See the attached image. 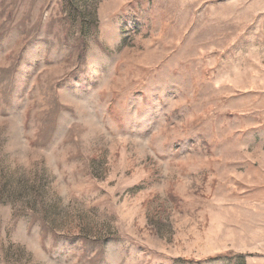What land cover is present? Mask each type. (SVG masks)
I'll return each mask as SVG.
<instances>
[{
	"label": "rangeland",
	"instance_id": "1",
	"mask_svg": "<svg viewBox=\"0 0 264 264\" xmlns=\"http://www.w3.org/2000/svg\"><path fill=\"white\" fill-rule=\"evenodd\" d=\"M0 264H264V0H0Z\"/></svg>",
	"mask_w": 264,
	"mask_h": 264
}]
</instances>
